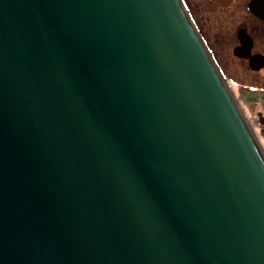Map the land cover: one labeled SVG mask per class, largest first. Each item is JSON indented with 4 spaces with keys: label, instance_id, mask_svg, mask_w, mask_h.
Instances as JSON below:
<instances>
[{
    "label": "water",
    "instance_id": "water-1",
    "mask_svg": "<svg viewBox=\"0 0 264 264\" xmlns=\"http://www.w3.org/2000/svg\"><path fill=\"white\" fill-rule=\"evenodd\" d=\"M0 264H264V148L182 0H0Z\"/></svg>",
    "mask_w": 264,
    "mask_h": 264
},
{
    "label": "flooded vegetation",
    "instance_id": "flooded-vegetation-1",
    "mask_svg": "<svg viewBox=\"0 0 264 264\" xmlns=\"http://www.w3.org/2000/svg\"><path fill=\"white\" fill-rule=\"evenodd\" d=\"M182 1L213 57L238 62L249 74L264 72V19L249 10L250 0ZM260 86L242 80L244 100L254 98L253 92H264ZM256 114L262 125L258 137L264 141V115Z\"/></svg>",
    "mask_w": 264,
    "mask_h": 264
},
{
    "label": "rangeland",
    "instance_id": "rangeland-1",
    "mask_svg": "<svg viewBox=\"0 0 264 264\" xmlns=\"http://www.w3.org/2000/svg\"><path fill=\"white\" fill-rule=\"evenodd\" d=\"M207 45L209 47V43ZM213 59L215 60L219 71L222 73L226 84L228 85V87L231 88L238 102H240V106L244 112L247 121L258 136V128H261L262 125L260 123H257L258 118L256 113L257 111H260L262 115H264V103H262V97L254 99L253 106H251V100H244V93L240 90V83L242 84V80H245L247 83H250L255 88L256 85H262V87L260 86L259 88L260 91H262L264 90V72L258 74H249L247 70H245V68L241 66L238 62H232L227 60L220 61L219 59H217V57H213ZM260 142L264 148V141L260 140Z\"/></svg>",
    "mask_w": 264,
    "mask_h": 264
}]
</instances>
